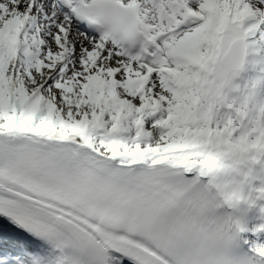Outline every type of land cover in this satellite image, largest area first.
<instances>
[{"label":"snow or ice","instance_id":"1","mask_svg":"<svg viewBox=\"0 0 264 264\" xmlns=\"http://www.w3.org/2000/svg\"><path fill=\"white\" fill-rule=\"evenodd\" d=\"M0 264H264V0H0Z\"/></svg>","mask_w":264,"mask_h":264},{"label":"bare ground","instance_id":"2","mask_svg":"<svg viewBox=\"0 0 264 264\" xmlns=\"http://www.w3.org/2000/svg\"><path fill=\"white\" fill-rule=\"evenodd\" d=\"M259 212L258 211H254L253 213H251V216L253 217L252 222L253 223H259L261 222L259 219H257V217H259Z\"/></svg>","mask_w":264,"mask_h":264}]
</instances>
